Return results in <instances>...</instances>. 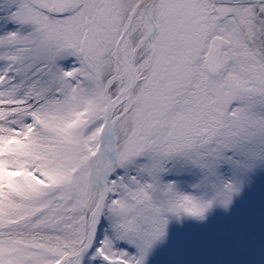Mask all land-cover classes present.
Wrapping results in <instances>:
<instances>
[{
	"label": "snow or ice",
	"instance_id": "6c2138e0",
	"mask_svg": "<svg viewBox=\"0 0 264 264\" xmlns=\"http://www.w3.org/2000/svg\"><path fill=\"white\" fill-rule=\"evenodd\" d=\"M0 264H264V0H0Z\"/></svg>",
	"mask_w": 264,
	"mask_h": 264
}]
</instances>
